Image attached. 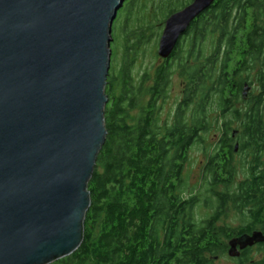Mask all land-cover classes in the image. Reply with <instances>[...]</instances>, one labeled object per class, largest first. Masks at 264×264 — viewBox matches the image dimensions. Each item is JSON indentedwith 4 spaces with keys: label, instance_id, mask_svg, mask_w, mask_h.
<instances>
[{
    "label": "trees",
    "instance_id": "obj_1",
    "mask_svg": "<svg viewBox=\"0 0 264 264\" xmlns=\"http://www.w3.org/2000/svg\"><path fill=\"white\" fill-rule=\"evenodd\" d=\"M215 7L201 33L212 39L217 33L219 41L203 45L201 61L193 44L180 46L174 64L158 70L151 88L146 72L131 75L128 57L120 70L110 67L107 134L87 184L91 203L82 242L55 263L214 264L227 253L229 238L257 227L264 233V0H219ZM236 39H248L249 51ZM175 70L184 79L182 98L171 117L161 120L163 108L155 99L170 88ZM245 84L249 101L240 95ZM210 134L218 138L202 149L201 182L187 189L189 150ZM235 142L247 176L233 194ZM199 199L215 208L201 221L191 211ZM231 206L239 218L235 230L226 223ZM233 259L264 264V242Z\"/></svg>",
    "mask_w": 264,
    "mask_h": 264
},
{
    "label": "water",
    "instance_id": "obj_2",
    "mask_svg": "<svg viewBox=\"0 0 264 264\" xmlns=\"http://www.w3.org/2000/svg\"><path fill=\"white\" fill-rule=\"evenodd\" d=\"M214 1L194 0L171 15L159 56ZM122 4L0 0V264H51L81 245ZM261 242L259 230L231 238L227 254Z\"/></svg>",
    "mask_w": 264,
    "mask_h": 264
},
{
    "label": "rangeland",
    "instance_id": "obj_3",
    "mask_svg": "<svg viewBox=\"0 0 264 264\" xmlns=\"http://www.w3.org/2000/svg\"><path fill=\"white\" fill-rule=\"evenodd\" d=\"M158 5H151L150 4V15L148 14H142L143 8L139 7L136 9H132V12L130 14V18L128 21L125 22V28L128 25L136 26V20L138 17L141 19L146 18L150 16V29L146 28L147 30H143V33L146 35H150L149 40H146L145 43L142 44H133L131 40L124 39V28H123V18L125 17V13L117 15L115 20L113 21V26H115L116 30H112V35L114 34V43L113 45H110L112 56L114 55L111 66L114 67L115 71L120 70L126 61V58H129L130 62V69H131V75L135 76L136 78H139L142 76L145 72L150 75V67L153 65H156L159 63V59L154 56V51L157 50V42L156 39L159 37V27L158 23L160 22L159 19L161 17L160 13H156L155 10L157 9ZM153 9V10H152ZM140 14V16H138ZM137 17V18H136ZM145 26H148L147 22L145 23ZM114 32V33H113ZM137 34V33H136ZM129 36L128 38H130ZM133 38V37H131ZM116 40V41H115ZM135 40V39H134ZM156 49V50H155ZM110 66V67H111ZM179 71H175L172 77V83L170 88L168 89V93L165 95V98L159 102V105H163V110L161 113V120H165L168 117H171L169 115L170 111H174L177 104L182 98V92H183V86H184V79L179 76ZM146 86H150V81L146 84ZM149 95L144 94V97L142 99L143 102H146ZM240 106V105H239ZM137 111H133V114H135ZM218 138L217 135H206L203 139V144H194L192 148L189 150L187 159L185 163V169L183 176L186 179V185L187 189H194L196 188L199 183L201 182V172L202 167L205 163V156L203 154V148L208 147V145L212 144V141ZM242 157L239 155V160L236 163V165L239 166V169L243 171L241 167V161ZM247 164V161H246ZM242 174V173H240ZM243 179V177H241ZM201 205L195 206L191 211L193 217L197 221H201L205 218H207L211 210L204 204L200 203ZM226 223L227 224H238L239 218L238 216L233 212H226ZM224 222V220H222ZM214 264H238L235 259L230 257L227 253L221 255L220 257L215 258ZM51 264H59V263H51Z\"/></svg>",
    "mask_w": 264,
    "mask_h": 264
},
{
    "label": "flooded vegetation",
    "instance_id": "obj_4",
    "mask_svg": "<svg viewBox=\"0 0 264 264\" xmlns=\"http://www.w3.org/2000/svg\"><path fill=\"white\" fill-rule=\"evenodd\" d=\"M194 2V0H123V4L122 6L116 10L117 11V15H119V13L123 14L125 13V17L123 18V28H124V39L126 38L127 40H131L132 42H134L133 44H142L145 43L146 40H149L150 35H146V33H143V30H147L146 28L150 29V16L141 19L140 17H138V19L135 21L136 22V26L132 25H127L125 28V22L128 21V19L130 18V14L132 12V9H136L139 7H142L143 12L142 14H148L150 15V4L154 6H157V9L155 10L156 13H160L161 17L159 19V23H158V27H159V37L155 38L156 39V44H157V50L154 51V56L156 58H158L159 63L156 65H153L150 67V88L152 87L154 80L156 78V73L158 72V70H160V68L165 67V65L167 66L169 63L174 64V57L176 55V53L178 52V50L180 49V46L184 45V44H193L195 46V54L197 56V58L199 59V61L202 60V56H203V45H207V44H211V43H217L218 40V34L216 33V37L214 39L212 38H203V33L202 32V24L205 22L206 23V19H208V15L209 12L214 10L219 2V0H215L209 7H207L203 12H201V14H198L193 20H190L191 22L189 23V25L187 26L186 30L184 31V33H182V35H180L179 39L176 42V45L172 51V53L167 57L164 58L159 56L158 54V47H159V42L161 39V36L163 34V30L165 27V21L173 14L182 11L183 9H185L186 7H188L189 5H191ZM153 10V9H152ZM116 15V17H117ZM140 16V14L138 15ZM137 18V17H136ZM115 20V19H114ZM147 22L148 26H145V23ZM211 24H213V27L217 26V21L215 20H211ZM229 23H232V21H230ZM112 30H116L115 26L112 25ZM197 30L198 36L195 37L194 35V31ZM114 33V32H113ZM137 33V34H136ZM114 34L111 36L112 37V41L111 44H113L114 42ZM129 36L133 37V38H128ZM194 36V37H192ZM135 39V40H134ZM116 41V40H115ZM237 43L241 44L242 42L245 43V50L249 51V40L248 39H236L235 40ZM110 44V45H111ZM238 47V46H237ZM226 47H221L219 50L220 56H223L225 53ZM231 51L233 52V54H235L236 51H239V48H235V50H233L231 48ZM111 61H112V57H111ZM110 66H111V62ZM176 71V70H175ZM174 71V73H175ZM179 71V70H177ZM180 76V75H179ZM173 77V75H172ZM171 83H172V79H171ZM244 86V85H243ZM244 89V88H243ZM243 89H241L240 91V95L242 98L243 97ZM168 93V90L164 93V95H162L161 97L158 96L155 100H157V104H159V102L161 100H163L165 98V95ZM249 94L247 93L246 97L244 99H248L249 101ZM153 98V94H150V99ZM241 104V101H238V105ZM163 108V105H161ZM163 110V109H162ZM162 113V112H161ZM161 113H160V118H161ZM234 137V135H233ZM236 143V142H235ZM234 143V144H235ZM238 145V143H236ZM238 150L235 149V154L232 157V167L233 169H235V171H237V173H235V179L233 182V194H235L238 189L239 186L241 185V183L245 180L246 178V173L244 171H241L239 169V166L236 165V163L239 160V153L237 152ZM248 163V162H247ZM249 164V163H248ZM253 169L255 170V167H253ZM242 173V174H240ZM241 177H243V179H241ZM200 203L205 204V199H199ZM211 213L210 215H212L213 213H215V208H211ZM229 212H233L238 216V213L236 211V209H234L233 206L229 207ZM216 225H217V221H216ZM227 226H229L230 229L235 230V228H237L239 226L238 224H228ZM259 230L262 231V229L260 227H257L255 229H253L252 232ZM251 232V233H252ZM263 232V231H262ZM249 233V234H251ZM243 234H248V233H243ZM243 234H238L236 236H233L231 238H236L239 237L240 235ZM248 234V235H249ZM231 238H229L231 240ZM229 241V240H228ZM257 244H254L253 246H251L252 248H254ZM242 251V250H241ZM240 251V253H241Z\"/></svg>",
    "mask_w": 264,
    "mask_h": 264
}]
</instances>
